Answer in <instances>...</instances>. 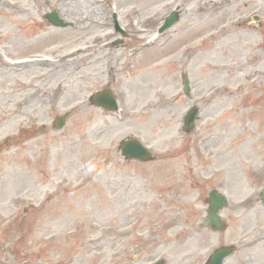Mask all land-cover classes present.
<instances>
[{
	"label": "rangeland",
	"instance_id": "1",
	"mask_svg": "<svg viewBox=\"0 0 264 264\" xmlns=\"http://www.w3.org/2000/svg\"><path fill=\"white\" fill-rule=\"evenodd\" d=\"M130 135L152 161L119 156ZM263 185L264 0H0V264H264Z\"/></svg>",
	"mask_w": 264,
	"mask_h": 264
},
{
	"label": "water",
	"instance_id": "2",
	"mask_svg": "<svg viewBox=\"0 0 264 264\" xmlns=\"http://www.w3.org/2000/svg\"><path fill=\"white\" fill-rule=\"evenodd\" d=\"M48 19L55 25H64L65 23L57 16L56 12L48 14ZM178 19L177 13H172L166 20V23L161 27L160 31L173 25ZM93 101L96 105L107 106L110 105L111 108H116L115 101L109 93H99L94 96ZM197 108H192L186 117V127L190 128L192 121L197 114ZM64 118H59L57 122V127L61 128L64 125ZM122 147L124 148V153L127 158H140V159H150V152L143 148L139 141L131 139L129 141H123ZM262 200L264 202V188L262 190ZM226 205V200L223 196L212 192L210 196V205L208 209L209 218L206 221L207 224L214 226L215 228H221L222 222L219 219L217 212ZM233 247H220L216 249L209 257L206 264H222L223 260L232 253ZM154 264H162L161 261H157Z\"/></svg>",
	"mask_w": 264,
	"mask_h": 264
},
{
	"label": "bare ground",
	"instance_id": "3",
	"mask_svg": "<svg viewBox=\"0 0 264 264\" xmlns=\"http://www.w3.org/2000/svg\"><path fill=\"white\" fill-rule=\"evenodd\" d=\"M236 30H237V29H235L234 31H236ZM234 31H233V32H234ZM218 35L221 36V33L218 34ZM182 58H183V57H182ZM144 72H145V74L143 75L144 77H145V76L147 77V76L153 75V72H152V71H149V69H147V68L145 69Z\"/></svg>",
	"mask_w": 264,
	"mask_h": 264
}]
</instances>
